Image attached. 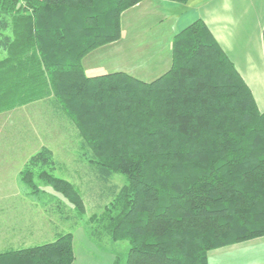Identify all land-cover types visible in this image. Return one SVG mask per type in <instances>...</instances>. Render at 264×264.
<instances>
[{
  "label": "trees",
  "instance_id": "16d2710c",
  "mask_svg": "<svg viewBox=\"0 0 264 264\" xmlns=\"http://www.w3.org/2000/svg\"><path fill=\"white\" fill-rule=\"evenodd\" d=\"M143 1L0 0V112L49 99L75 122L98 179L125 175L91 218L129 241L123 264H209L213 250L264 236V112L203 19L175 37L171 68L153 81L88 76L84 58L119 41L123 13ZM57 165L43 147L21 181L43 182L63 199L51 212L81 219L80 191L54 175ZM75 258L71 232L0 252V264Z\"/></svg>",
  "mask_w": 264,
  "mask_h": 264
},
{
  "label": "rangeland",
  "instance_id": "374dc122",
  "mask_svg": "<svg viewBox=\"0 0 264 264\" xmlns=\"http://www.w3.org/2000/svg\"><path fill=\"white\" fill-rule=\"evenodd\" d=\"M132 12L129 9L123 17L124 39L96 52L102 64L124 66L127 69L125 72L148 80V76L141 74L142 67L137 64L135 66L129 56L131 50L139 46L138 43L147 48L132 33V28L135 29L132 25ZM151 25L154 26L153 23ZM144 39L145 43L149 42L147 37ZM3 57L0 54V60ZM77 128L75 122L66 118L49 99L0 112V169L9 171L0 178V246L9 239H15V243H11V247H15L21 240L29 237L51 240L55 231L71 232L74 237L75 260L79 258L91 261V256H94L93 264H110L112 259L119 257L123 264L130 248L129 241H112L105 230L91 218L102 213L110 204V189L117 186L120 190L126 182L125 175L116 174L109 183L101 182L93 172L91 162L84 155L85 151L80 147L81 137ZM43 147L53 150L58 162L54 175L71 182L80 191L86 209L81 219L66 220L59 214L52 216L47 207L62 199L61 196L51 188L46 189V185L38 179V188H29L22 183L20 174L25 164ZM47 221L54 226L50 223L47 225ZM97 227L101 230H97ZM94 229L97 233H104L102 239L92 235ZM211 254L212 252L210 256Z\"/></svg>",
  "mask_w": 264,
  "mask_h": 264
},
{
  "label": "crops",
  "instance_id": "0c3cea01",
  "mask_svg": "<svg viewBox=\"0 0 264 264\" xmlns=\"http://www.w3.org/2000/svg\"><path fill=\"white\" fill-rule=\"evenodd\" d=\"M130 10L133 11L132 25L135 26L132 33L147 46L145 48L138 43L139 46L129 53L134 65L142 67L141 74L149 77L148 80H142L153 81L166 73L172 66L174 38L196 20L203 19L250 87L258 108L264 112V0H188L186 3L145 0ZM127 11L122 15V38L110 45L120 43L124 39L123 17ZM145 20L147 21L143 23ZM145 37L149 42H144ZM96 51L98 49L83 60L88 76L127 70L120 65L102 64ZM6 172L9 171L0 169V178L8 174ZM48 208L51 210V206L47 207L51 212ZM55 213L58 211H53L51 215L56 217ZM49 223L54 226L47 221V225ZM60 233L55 231L51 240L29 237L21 240L15 247H11L15 239H9L2 243L0 252L49 243L55 241ZM214 251L209 258V264H263L264 236ZM90 259L91 261H86L78 258L74 264H93L94 256ZM114 263L115 259H112L110 264Z\"/></svg>",
  "mask_w": 264,
  "mask_h": 264
}]
</instances>
